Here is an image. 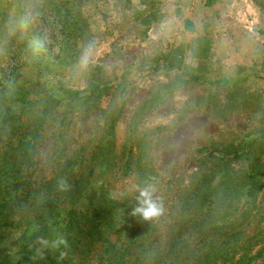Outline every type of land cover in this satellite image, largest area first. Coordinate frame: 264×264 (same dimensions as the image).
<instances>
[{
  "label": "rangeland",
  "instance_id": "374dc122",
  "mask_svg": "<svg viewBox=\"0 0 264 264\" xmlns=\"http://www.w3.org/2000/svg\"><path fill=\"white\" fill-rule=\"evenodd\" d=\"M12 1L7 8V20L0 18V88L8 89L14 80V89L23 87L32 95L30 83L34 75L26 66L30 60L19 59L26 52L16 54L13 46H4V39L12 40L15 46L26 36L28 22L39 20H32L31 10L18 12L25 0H1L0 12ZM66 2L56 0L63 6ZM73 3L86 19L82 45L66 63L60 59L52 64L54 72L39 82L56 95L62 94V86L83 91L91 83L126 85V108L116 129L115 164L109 170L107 182L115 185L113 191L118 198L124 194L139 196L137 176L131 173L126 161L131 128H135L138 120L133 135L138 146L133 151L136 154L138 148H146L149 158L144 163L158 174L159 185L153 199L162 205L163 212L151 222L162 243H166L173 236L180 237L187 227L180 223L179 189L200 171L210 173L214 164L207 153L221 155L229 144L252 140L264 131V0H75ZM188 23L194 31L187 29ZM47 32L40 56L44 66L49 65L48 56L56 60L61 51L50 30ZM15 59L18 66L12 74ZM178 65L182 68H177ZM48 71L46 68L45 73ZM68 102L60 109L62 116L68 115L62 149L65 157L75 152L86 155L88 161L76 173L77 178L87 182L89 169L96 164L95 146L104 135L105 110L112 99L108 96L99 109L89 110L90 105ZM56 150L53 137L41 147L37 181L38 178L50 181L60 170L63 160ZM212 178L215 185L218 180ZM257 201L256 206H250L252 218L243 224L260 230L259 241H264V197ZM36 230L32 227L0 231V247L7 250L10 264L35 263L51 242L57 246L62 235L54 229L42 240L34 237L39 233ZM263 246L264 242L254 253ZM27 255L33 258L31 263L26 261ZM254 264H264V259Z\"/></svg>",
  "mask_w": 264,
  "mask_h": 264
},
{
  "label": "trees",
  "instance_id": "16d2710c",
  "mask_svg": "<svg viewBox=\"0 0 264 264\" xmlns=\"http://www.w3.org/2000/svg\"><path fill=\"white\" fill-rule=\"evenodd\" d=\"M74 1L67 0L63 6L56 0H25L18 12L31 10L32 20L39 22L29 19L26 36L15 46L12 40L4 39V46H13L16 54L26 52L25 57L18 58L30 60L26 66L34 76L30 83L32 95L23 87L14 89V80L8 89L0 88V231L35 227L39 233L34 237L42 240L54 229L61 232L57 246L51 242L32 264H254L264 259V246L254 253L264 242L259 241L261 231L243 224L252 218L250 206H256L257 200L264 197V131L252 140L229 144L221 155L207 153L214 164L210 173L200 171L179 189L180 223L187 225L180 237L173 236L162 243L153 222L132 215L138 196H115V185L108 183L107 177L115 164L116 129L125 113L126 85L91 83L83 91L62 86V94L56 95L39 82L54 72L52 64L60 59L66 63L82 45L86 19ZM12 3L0 12L2 20H7V8ZM47 29L61 51L56 60L48 56L49 65L44 66L40 56ZM187 29L195 30L190 23ZM16 66L17 59L13 60L12 74ZM108 96L112 103L105 110L104 135L95 146L96 164L89 169L86 182L76 173L88 161L86 155L75 152L65 157L62 149L68 115L62 116L60 109L68 101L90 105L87 110L99 109ZM137 125L138 120L131 128L132 141L125 159L131 173L137 176L140 191L148 185L156 188L159 183L158 174L144 163L149 158L147 149L138 148L136 154L133 151L138 146L133 139ZM52 137L63 163L53 179L37 181L41 147ZM213 176L218 180L215 185ZM23 250L28 252L27 247ZM25 258L29 263L33 260L30 255ZM0 264H10L3 247Z\"/></svg>",
  "mask_w": 264,
  "mask_h": 264
},
{
  "label": "clouds",
  "instance_id": "9594fccd",
  "mask_svg": "<svg viewBox=\"0 0 264 264\" xmlns=\"http://www.w3.org/2000/svg\"><path fill=\"white\" fill-rule=\"evenodd\" d=\"M156 191L154 185H148L140 189L138 196V206L132 211L133 216H139L144 221H151L159 217L163 212V207L153 199V193Z\"/></svg>",
  "mask_w": 264,
  "mask_h": 264
}]
</instances>
